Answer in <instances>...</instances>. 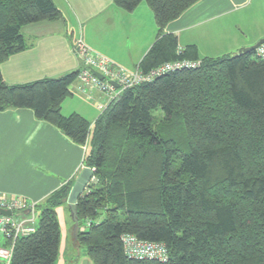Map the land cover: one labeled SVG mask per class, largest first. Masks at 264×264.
<instances>
[{"label": "trees", "instance_id": "obj_1", "mask_svg": "<svg viewBox=\"0 0 264 264\" xmlns=\"http://www.w3.org/2000/svg\"><path fill=\"white\" fill-rule=\"evenodd\" d=\"M198 1L112 0L125 12L145 3L153 13L157 36L142 73L182 60L202 65L124 91L92 127L61 113L78 72L22 85H6L0 72V112L30 110L86 147L94 178L76 203L75 240L92 264H264V60L254 51L201 60L195 46L178 53L164 29ZM61 20L51 0H0V66L27 49L23 27ZM72 185L45 201L36 232L15 243L10 264H55L56 210ZM123 235L163 244L168 260L126 259Z\"/></svg>", "mask_w": 264, "mask_h": 264}, {"label": "crops", "instance_id": "obj_2", "mask_svg": "<svg viewBox=\"0 0 264 264\" xmlns=\"http://www.w3.org/2000/svg\"><path fill=\"white\" fill-rule=\"evenodd\" d=\"M51 1L63 20L22 28L27 49L0 66L6 85L59 79L82 70V61L73 49L79 36L97 53L133 69L156 39L154 16L145 3L125 12L112 0ZM164 33L174 36L181 49L195 46L201 60L234 55L264 38V0H199L167 24ZM68 91L62 115L76 114L92 127L100 115L99 105L106 100L94 89L83 90L78 80ZM85 154L86 147L75 145L55 127L36 120L30 110L0 112V196L33 203L34 218L40 216L51 194L74 183L85 169ZM65 206L57 210H65ZM75 233L72 227L71 235H65L64 241L60 238L55 264H67L65 252L77 246ZM6 246L0 233V248Z\"/></svg>", "mask_w": 264, "mask_h": 264}, {"label": "built area", "instance_id": "obj_3", "mask_svg": "<svg viewBox=\"0 0 264 264\" xmlns=\"http://www.w3.org/2000/svg\"><path fill=\"white\" fill-rule=\"evenodd\" d=\"M73 49L84 62L83 69L78 72L77 80L83 90L95 89L105 97L106 103L102 108H107L126 90L151 83L163 75L181 70L197 69L202 65L200 60H182L166 63L148 73H142L138 67L129 70L115 64L104 55L91 50L81 40L74 43ZM178 53H180V49ZM254 56L259 60H264V44L254 50ZM94 73L99 74L102 80L98 79ZM112 83H115L117 88ZM34 207L33 203H29L21 197L6 200L0 196V233L7 241V246L0 248V263L10 264L15 243L36 232V228L33 226ZM2 212H9L10 215H4ZM25 213L29 215L23 218L22 215ZM89 226L90 222H85L80 227V232L86 231ZM120 241L123 255L128 260L159 263H165L168 260L163 244L141 241L132 235H123Z\"/></svg>", "mask_w": 264, "mask_h": 264}, {"label": "rangeland", "instance_id": "obj_4", "mask_svg": "<svg viewBox=\"0 0 264 264\" xmlns=\"http://www.w3.org/2000/svg\"><path fill=\"white\" fill-rule=\"evenodd\" d=\"M81 40L84 44L85 42L83 41L82 37L79 36V38H77L74 43H76L77 41ZM74 45V44H73ZM87 47H89L87 44H85ZM90 48V47H89ZM91 49V48H90ZM181 49V48H179ZM93 50V49H91ZM107 58V57H106ZM81 60V59H80ZM110 60V59H109ZM82 61V60H81ZM84 62L82 61V65L84 67ZM127 68V67H126ZM137 68V67H136ZM134 68V69H136ZM129 70H134L133 68H127ZM139 69V68H138ZM77 80V79H76ZM80 83V82H79ZM95 90V89H94ZM97 91V90H96ZM99 92V91H98ZM100 93V92H99ZM101 94V93H100ZM103 96V95H102ZM103 98L105 99V97L103 96ZM114 102V101H113ZM112 102V103H113ZM105 102L102 105H99V113L100 115L107 109V108H102V106H104ZM99 115V116H100ZM153 116L156 118H159L160 116V112L156 111L155 113H153ZM3 197V196H1ZM4 198V197H3ZM56 217H57V221L59 224V229H60V235H61V239L64 241V236L68 235L71 233V228L74 227L72 220H71V215L68 209V206H65V210H56ZM39 219L40 216L36 215L35 217V221L33 223V226L37 229L38 228V224H39ZM71 235V234H70ZM3 237V235H2ZM4 238V237H3ZM5 239V238H4ZM6 240V239H5ZM14 249V248H13ZM70 249L74 252V254H72L71 252H65V260L67 261V264H92L91 260L87 258L86 253H85V249L81 246H76L75 249L71 248ZM59 256V255H58Z\"/></svg>", "mask_w": 264, "mask_h": 264}, {"label": "water", "instance_id": "obj_5", "mask_svg": "<svg viewBox=\"0 0 264 264\" xmlns=\"http://www.w3.org/2000/svg\"><path fill=\"white\" fill-rule=\"evenodd\" d=\"M263 44H264V38L249 48L238 50L235 55H241V54L253 52L256 48H258L259 46ZM94 74L98 79L102 80V77L99 74L97 73H94ZM112 85L117 88V85L115 83H112ZM93 178H94V170L87 169V168L83 169L78 175V177L76 178V180L74 181L69 191V194L66 200V205L68 206L75 231L78 225L76 203L83 196V194L85 193L86 189L89 186V183L92 181ZM2 214L7 215V216L10 215L9 212H6V213L2 212Z\"/></svg>", "mask_w": 264, "mask_h": 264}]
</instances>
